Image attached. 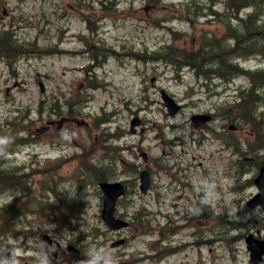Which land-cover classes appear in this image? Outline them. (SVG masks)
Segmentation results:
<instances>
[{"label": "rangeland", "instance_id": "obj_1", "mask_svg": "<svg viewBox=\"0 0 264 264\" xmlns=\"http://www.w3.org/2000/svg\"><path fill=\"white\" fill-rule=\"evenodd\" d=\"M100 1L109 9L101 11ZM186 1L166 0L153 7L147 0H0V28L13 26L20 38L77 51L82 47L80 35L88 33L84 19L89 15L99 25L96 38L116 51L122 52L123 47H128L151 52L170 42L171 33L167 28L192 31L184 16H178V7ZM196 1L209 4L210 0ZM75 3L82 15L75 11ZM214 9L220 10V6ZM100 15L103 17L101 20ZM196 20L198 29L202 31L218 35L224 32V26L215 18L200 16ZM87 63L88 58L77 53L31 57L21 59L11 72L0 61V119L14 108H28L32 119L36 120L35 134L39 138L21 147L19 153L6 156L3 167L32 162L35 166L65 156L61 169L64 178L58 187L69 198L84 202L82 211L71 225L63 222L65 211L55 200L51 201L55 215L53 221L37 215L28 216L20 236H0V261L4 260L6 253L3 249L7 247L21 250L17 257L19 264H38L36 253H44L41 238L48 233L58 244L55 259L62 264H78L89 252L95 254L98 251L108 254L113 264H247L249 251L241 235L253 233L264 238V208L244 211V200L253 189L246 184L237 190L233 187L238 181L245 182L252 177L253 172L249 170L238 177L235 168L229 164L236 158L221 152L218 145L209 140L198 146L196 133L190 124L194 113L213 111L215 105L232 98L216 95L212 89L203 87L202 80L190 70L180 72L178 76L164 64L143 63L128 56L114 55L97 71L107 83L106 89L90 91L92 100L81 107L82 115L40 118L37 112L40 101L62 102L81 89L83 68ZM241 64L263 68L264 60L252 58L241 61ZM234 83L246 85L248 82L242 78ZM161 89L184 105L180 114L169 116L161 99ZM103 110L112 112L111 131L125 133L120 144L128 147L121 152V157L134 162L138 171L148 166L153 175L151 191L146 195L139 192L137 177L136 186H130V193L120 200L116 214L132 220L136 211L144 207L149 209L156 225L152 236L141 234L134 225L119 231L109 230L101 218V193H97L95 186L85 182L80 185L70 176L78 163L74 156L89 144L91 134L95 135L92 117ZM134 120L138 122L131 130ZM248 131L246 127L236 135ZM55 132L60 136L51 138ZM207 136L212 138L210 134ZM154 159L171 168L167 172V169L157 167ZM118 165L119 162L114 178L126 180L133 175V171L125 172ZM226 171L230 175H226ZM190 182L194 183V189ZM71 188H75V192L70 195L66 190ZM203 188L207 191L203 202L213 216L200 217L204 214L202 210L194 214V226L182 228L177 236L171 234L168 239L172 246L177 245L178 240L182 247L180 251L160 262L149 260L148 255L157 254L150 250V246L162 235L160 226L166 223V212H171L172 216L178 212L174 224L182 225L186 207L191 199L201 195ZM13 198L11 192L0 194V207L8 206ZM217 215L243 221L245 227L235 229L220 224ZM189 242L193 245L184 248V244ZM70 245L76 249L70 250Z\"/></svg>", "mask_w": 264, "mask_h": 264}, {"label": "trees", "instance_id": "obj_2", "mask_svg": "<svg viewBox=\"0 0 264 264\" xmlns=\"http://www.w3.org/2000/svg\"><path fill=\"white\" fill-rule=\"evenodd\" d=\"M205 8H209L208 14H214L221 17L225 24V30L228 36H231V44L228 43V36L208 33H197L195 30L188 36L187 32H173V42L170 45H164L154 54L147 55L146 52H135L134 57L138 60H152L163 62L179 72L183 68L191 69L197 77L212 82L214 79L229 82L234 76L245 74L248 77L250 88L241 91L232 109L236 110L237 116L251 123H256L261 118L262 113L258 112V105L264 103V69L244 70L240 68L235 61L238 59L246 60L252 57H262L264 59V0H223L222 11H213L211 6L198 3L196 0H190L185 3L183 9L185 18L190 22H194L195 17L202 15ZM224 17V18H222ZM225 20H228L225 22ZM224 30V31H225ZM12 30H0V59L4 60L8 65L13 63L20 57H27L31 54L37 56L53 54V47H41L35 42L26 43L20 41ZM190 45L177 46V41L188 39ZM84 42L87 43L88 53L97 64H101L107 56L108 50L105 44L98 43L95 37H85ZM93 75V74H92ZM92 77V76H91ZM102 86L96 77L91 78L87 87L96 89ZM80 99L68 100L66 109H77ZM55 109V112L62 111L64 105L53 103V106L46 104L45 112L49 109ZM42 109L39 110V114ZM96 118L95 128H99L101 124L110 121L104 113ZM31 127V121L28 112L18 111L11 119L6 118L5 123H0V137H6L8 143L1 145L2 148L15 149L28 142V135ZM111 132L107 127L101 129L97 142L100 150L104 152L101 156L105 162H95L91 158L90 153L83 162L81 173L75 175L79 180L85 176L90 184L96 185L99 181L109 180L114 174V163L118 146L114 145ZM262 142L264 143V132L262 134ZM53 170V169H52ZM48 171V164L41 169L42 176L40 179L43 187L39 191V196H34L32 175L22 172L21 169H12L1 175L2 188L13 189L19 191L23 196L27 197L22 209H16L11 206L0 210V235L13 230V222L16 215L25 214L28 211L37 210L40 213L45 211L40 196L47 198V191L53 192L58 198L60 193L52 187L49 182L52 181L51 173ZM52 171V172H51ZM134 185L135 180H130L127 185ZM71 214L76 209L70 211ZM133 219L139 228H143L146 224V214L144 211H137ZM135 224V225H136Z\"/></svg>", "mask_w": 264, "mask_h": 264}, {"label": "water", "instance_id": "obj_3", "mask_svg": "<svg viewBox=\"0 0 264 264\" xmlns=\"http://www.w3.org/2000/svg\"><path fill=\"white\" fill-rule=\"evenodd\" d=\"M164 100L166 101L168 108L172 114L177 112L179 107L175 105L174 101L168 97L165 93H163ZM198 117L194 116L193 121H195ZM141 189L143 192H146L148 188V180H147V173L143 172L141 174ZM260 193L254 199V204H259L264 202V166L261 169L260 175L256 180ZM100 187L104 194V209H103V219L105 220L106 224L112 228L116 229L122 225H125L120 220H116L113 216V212L115 209V204L117 198L124 193V188L121 183H101ZM248 248L251 251V260L249 264H260L262 262V256L264 254V242L263 241H256L255 245L253 244L254 241L250 238L247 239Z\"/></svg>", "mask_w": 264, "mask_h": 264}, {"label": "clouds", "instance_id": "obj_4", "mask_svg": "<svg viewBox=\"0 0 264 264\" xmlns=\"http://www.w3.org/2000/svg\"><path fill=\"white\" fill-rule=\"evenodd\" d=\"M8 143V139L6 137H0V145H6ZM19 163V161H17ZM7 167V165H6ZM71 194L75 192V188H71L66 190ZM194 214H199V210H193ZM41 244L44 246V254L41 256L40 252H37L36 255L39 258V264H52L50 256L51 249L55 248V245H48L46 242L42 241ZM3 252L6 253L4 256V260L0 261V264H19V260L17 259L18 254L21 252L20 249L17 248H7L3 249ZM78 264H113L108 254H104L101 252H97L92 254L89 252L88 256L78 262Z\"/></svg>", "mask_w": 264, "mask_h": 264}, {"label": "bare ground", "instance_id": "obj_5", "mask_svg": "<svg viewBox=\"0 0 264 264\" xmlns=\"http://www.w3.org/2000/svg\"><path fill=\"white\" fill-rule=\"evenodd\" d=\"M234 228V227H233ZM236 229V228H235Z\"/></svg>", "mask_w": 264, "mask_h": 264}]
</instances>
